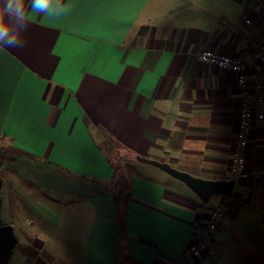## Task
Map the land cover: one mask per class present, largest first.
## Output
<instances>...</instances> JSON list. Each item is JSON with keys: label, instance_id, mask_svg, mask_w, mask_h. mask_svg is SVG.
Segmentation results:
<instances>
[{"label": "crops", "instance_id": "obj_1", "mask_svg": "<svg viewBox=\"0 0 264 264\" xmlns=\"http://www.w3.org/2000/svg\"><path fill=\"white\" fill-rule=\"evenodd\" d=\"M67 2L71 10L59 19L30 16L23 47L0 48V141L34 156L10 164L18 174L4 181L3 214L7 197L34 224L23 231L24 264H175L221 197L207 205L137 157L232 179L238 73L199 54L217 49L257 70L254 33L242 17L264 33V0ZM107 139L136 165L122 208L115 191L78 178L112 180ZM236 195L214 233L216 258L179 264H264V122L253 126ZM81 201L82 246L74 218Z\"/></svg>", "mask_w": 264, "mask_h": 264}, {"label": "built area", "instance_id": "obj_2", "mask_svg": "<svg viewBox=\"0 0 264 264\" xmlns=\"http://www.w3.org/2000/svg\"><path fill=\"white\" fill-rule=\"evenodd\" d=\"M243 21L254 33L251 43L255 60L259 68L251 69L240 58L223 53L217 49H206L199 58L206 63H212L223 69L238 73L240 87L239 126L231 158V178L235 181L232 195L222 196L208 215L202 236L192 244L175 264L192 259L209 257L216 258L214 249V233L220 227L222 217L232 208V200L237 198L236 189L247 177V149L253 126L264 122V33L260 32L255 20L248 16Z\"/></svg>", "mask_w": 264, "mask_h": 264}, {"label": "water", "instance_id": "obj_3", "mask_svg": "<svg viewBox=\"0 0 264 264\" xmlns=\"http://www.w3.org/2000/svg\"><path fill=\"white\" fill-rule=\"evenodd\" d=\"M137 159L143 163L155 166L173 178L185 183L203 203H209L213 197L230 196L233 193L235 181L211 180L196 177L189 172L174 168L169 163L161 162L156 159L138 156ZM4 186L2 170L0 168V217L2 213L3 199L1 197ZM18 244L15 227L12 224H3L0 219V264H10L11 256Z\"/></svg>", "mask_w": 264, "mask_h": 264}, {"label": "rangeland", "instance_id": "obj_4", "mask_svg": "<svg viewBox=\"0 0 264 264\" xmlns=\"http://www.w3.org/2000/svg\"><path fill=\"white\" fill-rule=\"evenodd\" d=\"M108 144L106 147L107 152L109 153V155L111 157L117 158L118 155L119 156H123L120 153V147L121 145H117L114 142H112L111 140L107 139ZM4 143L3 141H0V144ZM122 146L126 147L127 145L124 144L122 141ZM128 147V146H127ZM22 161H25V159H22ZM118 171L119 173H123L125 175V182L126 183H130L132 180V176L135 173V168L134 165L132 164L129 160H122L121 162H118ZM136 166V165H135ZM15 165H7L5 167L6 171L9 172L10 174L8 175V178L11 180H14L15 178V174H18L17 172L14 171ZM32 171H28L25 170L22 172V176H27L28 174H31ZM31 175H29L30 177ZM119 179V175L114 176L112 178V180H109L107 182L113 181L115 184H117ZM28 181H30L29 179H27ZM32 182V181H30ZM34 183V182H32ZM38 187H39V183H35ZM36 191H45L46 187L42 186L38 189H35ZM54 193L52 192L51 195H53ZM6 195V194H5ZM61 197L63 200L70 198V195H62L59 196L58 198ZM215 197H213L209 203H207V205H210L214 202ZM84 202L81 201L78 204V211L76 212L75 215V220L77 222V228L79 229V234H78V241H79V245L82 246L84 239H86V230H87V225H88V221L86 219L85 216H83L82 212L80 209H82L84 207ZM20 211L22 212V209L20 207V205L18 203L13 204L11 207H9V202H8V198L5 197V215L3 214V211L1 213V221L5 223L8 222L10 223L11 221L15 222V223H11L14 227H15V233L16 236L18 237L19 243L17 246L20 245L19 248H16L11 256V260H10V264H24L25 263V257L23 255L22 250L20 249L22 245H24L25 243H27V239L24 235H23V231L27 232V229L30 228H34V224H32L30 221H27L26 219H24L23 217H20L19 215H21ZM14 217V218H13ZM89 234V233H88ZM85 255L81 256L80 258L83 259ZM79 258V259H80ZM217 262V261H216ZM58 263V262H55Z\"/></svg>", "mask_w": 264, "mask_h": 264}, {"label": "clouds", "instance_id": "obj_5", "mask_svg": "<svg viewBox=\"0 0 264 264\" xmlns=\"http://www.w3.org/2000/svg\"><path fill=\"white\" fill-rule=\"evenodd\" d=\"M71 10L67 0H3L0 2V48L23 47L21 32L30 25V16L39 14L50 19L66 16ZM9 18L17 23L10 22Z\"/></svg>", "mask_w": 264, "mask_h": 264}, {"label": "trees", "instance_id": "obj_6", "mask_svg": "<svg viewBox=\"0 0 264 264\" xmlns=\"http://www.w3.org/2000/svg\"><path fill=\"white\" fill-rule=\"evenodd\" d=\"M0 139H4L3 136H0ZM108 141H104L102 146L106 148ZM109 154V153H108ZM34 156L30 155L29 153L25 152L24 150H21L11 144L6 145L5 142L0 144V168L2 170V177L4 181L8 179V172L5 171V167L10 164H15L18 161L25 159V158H33ZM108 159L111 161V164L113 165L114 168V173L115 176L119 175V179L117 184H115L113 181L110 182H104L95 178H89V177H83V176H78V178L82 181H91L99 184H104L106 188H109L110 190L115 191L113 198L116 203L120 202V198L124 195L125 191H127L129 184L125 182V175L123 173H119L118 171V162H121L124 159L123 156H119L117 158L111 157L109 155ZM68 176H75L72 173H67ZM126 189V190H125ZM118 191V192H117ZM117 192V193H116ZM121 193V194H120ZM120 207L122 208L124 206V202L121 201Z\"/></svg>", "mask_w": 264, "mask_h": 264}]
</instances>
